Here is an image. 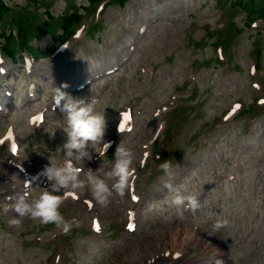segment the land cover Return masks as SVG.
<instances>
[{"label":"rangeland","instance_id":"1","mask_svg":"<svg viewBox=\"0 0 264 264\" xmlns=\"http://www.w3.org/2000/svg\"><path fill=\"white\" fill-rule=\"evenodd\" d=\"M2 1L0 48L11 32L12 56L0 57V264H264V1ZM71 12L82 19L61 45ZM26 34L36 55L18 57ZM54 88L95 99L107 120L111 146H90L78 166L103 175L119 143L135 154L130 188L107 207L87 189L65 195L61 214L78 221L68 234L30 218L9 225L16 198L48 187L34 178L63 159ZM166 184L202 206L149 210ZM176 231L193 235L169 255Z\"/></svg>","mask_w":264,"mask_h":264},{"label":"clouds","instance_id":"2","mask_svg":"<svg viewBox=\"0 0 264 264\" xmlns=\"http://www.w3.org/2000/svg\"><path fill=\"white\" fill-rule=\"evenodd\" d=\"M54 93L62 114L61 130L66 136V142L57 149V153L63 155L62 162L53 163L50 160V164L34 178H46L48 187H38L35 196L25 192L16 198L10 209L18 215L9 220V225L20 228L23 218H30L43 225H54L68 234L74 226H78V221L68 220L61 214L65 195L87 189L97 204L107 207L114 194L123 197L130 188V181L135 173V154L129 147L119 143L115 149L114 160L103 175L101 169L94 171L92 168L78 166L93 159L90 146H101L105 150L111 146L104 141L107 120L104 111H97L95 99L74 98L59 88H54ZM55 134V130L49 133L53 138ZM160 169L169 177L173 174L170 160L161 163ZM165 187L168 195L162 202H151L148 205L149 210L159 209L162 203L170 208H184L190 211H196L202 206L199 195L172 184H166ZM222 226L224 225L218 222L214 228L219 229Z\"/></svg>","mask_w":264,"mask_h":264},{"label":"trees","instance_id":"3","mask_svg":"<svg viewBox=\"0 0 264 264\" xmlns=\"http://www.w3.org/2000/svg\"><path fill=\"white\" fill-rule=\"evenodd\" d=\"M104 1L105 0H86L88 6L99 5V4L103 3ZM117 1H118L119 6L122 7V5L124 4V2L126 0H117ZM221 6H222V4H221ZM7 11H8V7L2 2V0H0V21H1L2 17H3V14H5ZM81 19H82V15L79 14V13H76V12H71L70 14L63 15L60 18L59 22H60L61 29H62L63 33H62V35H60L58 37V39H60V41L62 43L68 41L71 38V36H72V34H73L74 30H75L74 26L76 25V23L80 22ZM19 20L24 22L22 19H19ZM20 24H21V22H20ZM11 35H12V33L10 35H8V36H5V37H7L6 40H5L6 44H5L4 47L2 46V51L4 52V54H6L9 57L12 56V53H11L12 51L7 49V44H8V38L11 37ZM34 35L28 36L26 34V39H24V41L22 43L18 39L17 49L19 51V54L23 50H31L36 55L35 50L32 48L31 45H29L31 40L33 39ZM221 44L224 45L223 43H221ZM243 113H246V112L243 111Z\"/></svg>","mask_w":264,"mask_h":264},{"label":"bare ground","instance_id":"4","mask_svg":"<svg viewBox=\"0 0 264 264\" xmlns=\"http://www.w3.org/2000/svg\"><path fill=\"white\" fill-rule=\"evenodd\" d=\"M17 191H19V189H17ZM192 235L193 233H190V232L188 233V232L176 231L172 237V240L170 239L171 240V245H169L170 247L168 248V250L165 249L164 252H167L169 255H173L181 251L183 249V244L187 243L191 239ZM179 236H181L182 245H180L179 247H176V241Z\"/></svg>","mask_w":264,"mask_h":264}]
</instances>
